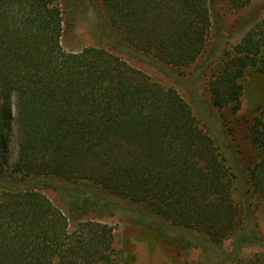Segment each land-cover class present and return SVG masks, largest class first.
Wrapping results in <instances>:
<instances>
[{
	"label": "trees",
	"instance_id": "trees-1",
	"mask_svg": "<svg viewBox=\"0 0 264 264\" xmlns=\"http://www.w3.org/2000/svg\"><path fill=\"white\" fill-rule=\"evenodd\" d=\"M101 3L104 42L74 52L62 44L57 0H0V264H119L103 221L119 213L163 237L166 225L201 232L202 243L190 242L206 252L233 238L225 262L248 246L264 252V154L246 165L198 91L193 106L120 55L127 48L167 76L191 65L208 51L213 19L220 47L217 1ZM214 54L202 67L212 104L237 112L247 68L264 72V13L220 67ZM250 137L264 150V118ZM49 186L67 213L43 193Z\"/></svg>",
	"mask_w": 264,
	"mask_h": 264
},
{
	"label": "rangeland",
	"instance_id": "rangeland-1",
	"mask_svg": "<svg viewBox=\"0 0 264 264\" xmlns=\"http://www.w3.org/2000/svg\"><path fill=\"white\" fill-rule=\"evenodd\" d=\"M215 9L221 24L222 32L218 37L219 48L216 46V37L213 34L215 20L209 36L207 53L201 55L197 61L187 67L174 70L171 76L165 75L156 66L148 62L142 55H133L129 49H121L120 55L132 66L147 72L153 80L160 81L167 87H174L182 97L194 106L190 92L195 89L198 94L209 101L217 119L224 125L230 140L239 150L241 158L248 166L261 159L264 150L256 146L250 137V125L255 117L264 118V72L257 67H249L242 77L244 85L241 97V108L237 112L229 107L218 108L212 104L208 81L211 73L205 65V58L209 51H215L217 58L216 68L222 58L232 53L233 46L240 40L243 32L249 27L252 19L259 18L264 13V0H252L247 6L235 8L229 0H216ZM62 9L64 34L62 44L66 51H80L86 46L103 43L107 31L106 14L103 13L101 0H57ZM221 55V58H220ZM181 72L185 76V84L179 83ZM203 73V74H202ZM193 84V86H192ZM7 163L12 165L17 158V142L13 137L8 144ZM43 193L64 212L67 210L53 187H43ZM121 215V213H119ZM120 215H108L104 222L114 227V246L119 264H232V263H264L263 248L258 245L248 246L239 252V262H225L222 258L233 249V238L222 242V249L206 252L200 244L203 234L191 232L184 228L163 226V232L147 228L139 224L128 222ZM90 217H95L90 214ZM264 218V215L262 216ZM155 221H158L157 219ZM264 231V226H262ZM179 237L185 245L178 243ZM216 251V252H215ZM222 251V252H221Z\"/></svg>",
	"mask_w": 264,
	"mask_h": 264
}]
</instances>
